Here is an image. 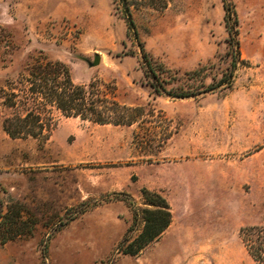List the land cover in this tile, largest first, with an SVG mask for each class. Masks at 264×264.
<instances>
[{
	"label": "rangeland",
	"instance_id": "374dc122",
	"mask_svg": "<svg viewBox=\"0 0 264 264\" xmlns=\"http://www.w3.org/2000/svg\"><path fill=\"white\" fill-rule=\"evenodd\" d=\"M127 1L130 33L119 0H0V214L19 202L34 224L32 236L0 243V264H257L240 230L264 227V0ZM230 4L245 65L231 88L208 90L232 62ZM48 61L75 84L99 82L135 123L50 109L43 136L11 139L3 122L25 112L8 107L11 93L21 101L30 67ZM144 189L169 202L173 221L137 257L123 255L144 227Z\"/></svg>",
	"mask_w": 264,
	"mask_h": 264
},
{
	"label": "trees",
	"instance_id": "16d2710c",
	"mask_svg": "<svg viewBox=\"0 0 264 264\" xmlns=\"http://www.w3.org/2000/svg\"><path fill=\"white\" fill-rule=\"evenodd\" d=\"M114 4L116 1L113 0ZM124 8L123 18L127 21L128 32H135L134 22L130 13V7L127 0H119ZM225 22L229 35L227 40L229 44V54L232 62L217 87H208V90L214 88H231L235 73L240 66H244V60L241 54V43L239 39L238 17L234 10V5L225 6ZM234 16L233 24L231 19ZM142 59L153 75L155 82L151 87L158 92L164 89L159 85L156 71L153 63L144 48H141ZM201 71L194 72L197 74ZM31 85L28 89L21 92V98L18 93H11V100L8 103L10 108H20L25 112L16 114L3 122L4 132L14 140L23 138H39L43 136L52 126V119L49 118L50 109H56L65 117L80 118L83 121H90L99 125H127L131 126L135 120L125 121V117L119 114L122 107L115 97H107L105 88L99 82H91L89 85L75 84L70 76L67 66L61 61L46 63L37 62L29 69ZM197 94V93H196ZM192 96L190 92H182L177 97L186 98ZM126 109V108H125ZM48 116V117H46ZM116 116V117H115ZM142 196L147 207L142 210V219L144 227L140 235L130 243L123 240L119 246V252L123 255L137 257L152 242L160 238L171 226L173 215L169 202L160 194L144 189ZM23 206L16 202L11 205L8 211L0 214V224H4L5 229L0 231V243L5 245L18 237H30L33 234L34 224L24 221L21 218ZM87 210H83V215ZM80 214H73L69 221L76 220ZM68 222L60 225V228L66 226ZM57 231H60L61 229ZM243 242L246 248L257 264H264V227H247L240 230Z\"/></svg>",
	"mask_w": 264,
	"mask_h": 264
},
{
	"label": "water",
	"instance_id": "95a60500",
	"mask_svg": "<svg viewBox=\"0 0 264 264\" xmlns=\"http://www.w3.org/2000/svg\"><path fill=\"white\" fill-rule=\"evenodd\" d=\"M84 61L87 63L89 68H95L101 64L102 58L99 54H95L94 59L92 61L87 58H84Z\"/></svg>",
	"mask_w": 264,
	"mask_h": 264
}]
</instances>
